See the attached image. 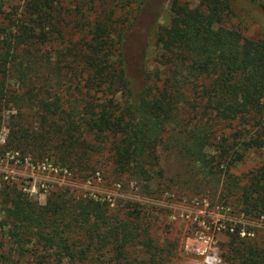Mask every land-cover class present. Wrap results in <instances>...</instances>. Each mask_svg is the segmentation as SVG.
Masks as SVG:
<instances>
[{
    "label": "trees",
    "instance_id": "1",
    "mask_svg": "<svg viewBox=\"0 0 264 264\" xmlns=\"http://www.w3.org/2000/svg\"><path fill=\"white\" fill-rule=\"evenodd\" d=\"M73 1L76 15L65 0H26L22 17L34 28L0 41V126L9 102L34 107L37 120L34 127L26 114L12 119L3 152L19 153L21 161L56 158L74 174H95L96 156L105 153L114 170L151 180L160 172L158 145L170 124L182 128L183 112L184 126L193 124L182 131L186 154L240 187L230 168L244 151L264 148V40L225 25L233 1L189 7L172 0L168 26H158L166 0H130L137 6L124 26L82 11L96 0ZM249 1L264 10V0ZM151 41L163 49L149 76L143 64ZM221 123L233 132L210 157L212 128ZM241 192L244 211L264 216V167ZM0 215L11 242L2 264H13L14 253L31 254L34 264H167L175 249L153 252L140 219L118 220L100 199L55 191L42 205L2 178ZM241 244L238 264H264V248ZM136 245L149 257L132 260Z\"/></svg>",
    "mask_w": 264,
    "mask_h": 264
},
{
    "label": "rangeland",
    "instance_id": "2",
    "mask_svg": "<svg viewBox=\"0 0 264 264\" xmlns=\"http://www.w3.org/2000/svg\"><path fill=\"white\" fill-rule=\"evenodd\" d=\"M87 1L84 0L88 3ZM171 1L164 2L158 26H168ZM178 1L189 7H196L201 0ZM232 1L234 13L229 16L225 25L237 29L245 38L264 40V10L259 3L249 0ZM26 3V0H0V41L9 42L14 34L34 28L32 23L22 17ZM64 3L65 8L76 15L73 10L75 1L65 0ZM136 6L137 1L125 0L123 4H119V0H96L93 6L86 4L82 11L90 16L103 12L104 15H110V22L114 25L124 26L129 23ZM57 46L53 44V53ZM162 49H157L154 41L149 42L143 64V69L149 76L159 67L156 57ZM2 74L6 77L4 72ZM12 86L15 90L20 88L17 84ZM22 91L19 89L20 93ZM18 104L9 102L3 106L0 178L16 183L40 204H45L48 195L55 191L66 192L76 198L88 196L100 199L107 203L110 214H115L118 220L136 222L140 219V225L143 224L150 238L153 252L165 253L175 248L167 264H208L207 257H214L218 264H238V250L242 247L239 242L264 248V216H258L255 211L247 214L242 206L243 195L241 196V187L246 184L249 176L264 167V148L244 151V159L230 168V173L237 179L240 187H230L227 183L233 184V179L225 178L224 174L213 175L207 170L199 169L184 151L188 134L182 131L190 129L193 124L184 126V121L189 120L184 118L185 114L182 112L178 119L182 128H174V124H170L158 145L160 172L155 178L146 180L120 173L114 170L105 153L96 156L98 171L95 174H90L89 171L74 174L61 168L56 158H24L21 161V154L3 152L1 147L6 143L12 119L17 120L19 115L23 117L26 114L25 117L31 119L33 126H36L34 107L28 108L25 104L19 109ZM232 132L224 123L213 127L212 146L205 153L215 157L219 152L218 143L230 138ZM239 147L236 145L234 149L238 151ZM86 175L90 176L85 177ZM8 235L9 229L3 224L0 215V256L9 254L11 242ZM233 237L236 238V243L232 246ZM143 251L140 245L132 246L130 258L139 261L149 257ZM107 257L108 255H104L105 260ZM10 259L13 264H34L31 254L22 256L14 253L10 255Z\"/></svg>",
    "mask_w": 264,
    "mask_h": 264
},
{
    "label": "built area",
    "instance_id": "3",
    "mask_svg": "<svg viewBox=\"0 0 264 264\" xmlns=\"http://www.w3.org/2000/svg\"><path fill=\"white\" fill-rule=\"evenodd\" d=\"M207 263L208 264H218V261L214 257H207Z\"/></svg>",
    "mask_w": 264,
    "mask_h": 264
}]
</instances>
